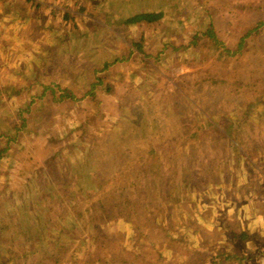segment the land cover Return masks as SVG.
I'll list each match as a JSON object with an SVG mask.
<instances>
[{
    "label": "rangeland",
    "instance_id": "rangeland-1",
    "mask_svg": "<svg viewBox=\"0 0 264 264\" xmlns=\"http://www.w3.org/2000/svg\"><path fill=\"white\" fill-rule=\"evenodd\" d=\"M144 6L164 20L128 26ZM256 16L264 0H0V264H264ZM52 85L63 101L28 111Z\"/></svg>",
    "mask_w": 264,
    "mask_h": 264
},
{
    "label": "trees",
    "instance_id": "trees-1",
    "mask_svg": "<svg viewBox=\"0 0 264 264\" xmlns=\"http://www.w3.org/2000/svg\"><path fill=\"white\" fill-rule=\"evenodd\" d=\"M165 9H161L159 11H155V10H150L149 6H144L143 10L142 11H137L133 16H131L128 21H127V24L128 26H142V25H146L148 27H152L158 23H161L164 18H163V15L165 14ZM171 13H173V10H171ZM166 15V14H165ZM171 23L173 24V21H171ZM155 27V26H154ZM174 27L176 29V26H175V23H174ZM210 29L207 30V32L209 31ZM197 36H203V34H199V35H195L192 40L189 41V44L188 46H186V49L188 48H192V46L194 45V43H196V39H197ZM214 44L215 46H218V43L215 42L214 40ZM166 47L163 46L162 47V50L160 51V53H163L164 52V49ZM173 50H176V49H173ZM227 53H230L231 56H236L238 53H236L235 51H231V50H227ZM146 56V55H145ZM146 57H150V56H146ZM43 87V90L41 92V94H39V96H35V98L33 100H31V102L28 104V111L31 109L32 107V104H33V101L36 99V103L39 102V101H44V102H47L48 103H59V102H62L63 101V96H62V92L61 89L58 87V86H49L48 88H45ZM9 89V87L7 88ZM6 89V90H7ZM5 93L7 94V92L5 91ZM10 94V93H9ZM13 94V88H11V95ZM258 95V94H256ZM250 106V104H249ZM21 116L23 118L24 114L23 112L21 113ZM86 122H84L83 124H85ZM17 130V129H15ZM1 136L3 134H0ZM7 139H10L7 137ZM3 151H0V160H2V155H3ZM100 176V175H99ZM99 204L105 206L106 204V200L105 201H98ZM71 205H75L74 207L77 208V207H80V208H83V202L82 203H79V204H73V203H70ZM43 206L45 208H48V209H53L54 208V204L53 202H47L45 204H43ZM92 207L94 208L95 205L93 204ZM79 215L82 216L83 215V212H79ZM45 257L47 258H50V256L48 255H45ZM147 264H151V263H147Z\"/></svg>",
    "mask_w": 264,
    "mask_h": 264
},
{
    "label": "crops",
    "instance_id": "crops-1",
    "mask_svg": "<svg viewBox=\"0 0 264 264\" xmlns=\"http://www.w3.org/2000/svg\"><path fill=\"white\" fill-rule=\"evenodd\" d=\"M240 16V14H239V12H236L235 14H234V18H238ZM259 19V21H257V23L255 24L257 27L258 26H263L264 27V18H262L261 16H256V18H255V20L254 21H256V20H258ZM233 20V19H232ZM232 20H229V21H232ZM253 21V22H254ZM234 31V30H233ZM242 55L244 54V53H241ZM238 196V194L237 193H235V195H234V197H237ZM252 236L253 237H256V234L255 233H253L252 234ZM257 239V238H256Z\"/></svg>",
    "mask_w": 264,
    "mask_h": 264
}]
</instances>
